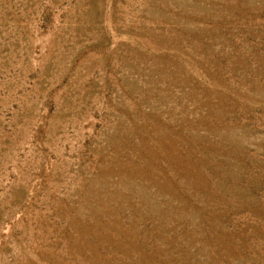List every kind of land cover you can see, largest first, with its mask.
Listing matches in <instances>:
<instances>
[{"label":"rangeland","instance_id":"obj_1","mask_svg":"<svg viewBox=\"0 0 264 264\" xmlns=\"http://www.w3.org/2000/svg\"><path fill=\"white\" fill-rule=\"evenodd\" d=\"M0 264H264V0H0Z\"/></svg>","mask_w":264,"mask_h":264}]
</instances>
